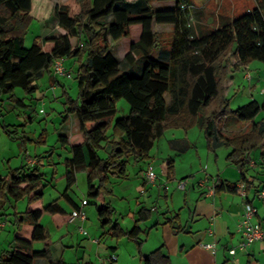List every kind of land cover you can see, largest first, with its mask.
Instances as JSON below:
<instances>
[{
  "label": "trees",
  "instance_id": "16d2710c",
  "mask_svg": "<svg viewBox=\"0 0 264 264\" xmlns=\"http://www.w3.org/2000/svg\"><path fill=\"white\" fill-rule=\"evenodd\" d=\"M33 6V0H0V98L7 95L15 104L29 106L14 96V89L32 95L37 90L35 80L51 72L55 59L77 58V97L63 87L66 114L62 122L74 115L80 133L58 135L63 145L69 144L71 153L65 159L67 188L61 196L72 210L81 204L67 190L75 181V171L86 169L88 195L96 200L101 226H108L106 233L116 240L133 241L141 254L142 229L137 222L149 210L141 207L131 228L120 226L107 200L111 194L108 184L111 175H126L129 160H147L155 141L171 127L187 130L197 125L204 131L209 150H214L216 141L231 148L225 159L239 167L241 179L247 182L243 189L249 190L245 171L250 154L264 143V119L255 120L264 111V102L252 99L232 109L224 84L230 54L234 69L255 59L264 61V0H255L248 11L207 31L193 28L182 0H64L54 10L64 33L25 47L23 38L34 18ZM154 23L172 26L170 49L163 48V31H154ZM117 40L123 42L128 66L139 58L144 60L140 74L130 75L111 53V41ZM119 99L128 103L129 111L110 124ZM229 120L240 126L226 130ZM8 127L3 125L6 134L18 137L16 125ZM40 137L43 141L45 133ZM99 150L105 151L103 157ZM171 168L167 162L168 178ZM41 186L36 165H21L0 176V200L27 199L21 215L14 212L13 236L0 251V264H67L62 256L53 259L54 241L40 218L49 213L60 228L72 210L66 211L57 200L43 205ZM241 190L220 178L214 182V192ZM259 222L264 231V218ZM39 241L42 248L34 249V242ZM141 258L142 264H171L161 247Z\"/></svg>",
  "mask_w": 264,
  "mask_h": 264
},
{
  "label": "rangeland",
  "instance_id": "374dc122",
  "mask_svg": "<svg viewBox=\"0 0 264 264\" xmlns=\"http://www.w3.org/2000/svg\"><path fill=\"white\" fill-rule=\"evenodd\" d=\"M33 1L32 14L34 18L28 24L24 34L23 43L25 47H30L35 40L40 41L48 35H57L62 32L57 26L54 10L56 5L64 0ZM182 2L186 4L188 9L189 23L198 31L200 29L207 31L213 27H217L222 21L240 15L255 6V0H182ZM170 37L171 35L168 33L161 35L160 39L164 49H170ZM123 49L122 40L111 41L110 51L118 58L121 67L126 69L130 75L140 74V68L143 67L144 60L139 58L132 66H128L124 60V54H121L124 51ZM233 59V56L230 54L228 60V78H230L232 84L228 80L224 84V86L227 85L225 94L229 98L230 108L235 109L252 99H256L259 103L264 102V61L255 59L246 66L234 69L232 66ZM63 66L67 70L66 75H70V77L65 75L57 76V79L62 82L61 84L54 82L53 86L52 83H49L50 75L53 76L51 71L44 73L40 78L35 80L37 90L32 95L25 93L19 87L14 89V96L21 98L29 106L17 105L7 95L1 96L0 176H4L10 169L21 165H36L42 175L40 190L43 193V205L46 206L50 202L57 200L66 211H70L71 206L61 195L67 188V179L64 176L66 171L65 159L70 157L71 153L69 144L63 145L58 140V135L60 127L63 130L70 131L71 134L80 133L75 116L70 115L67 121L62 122L66 114V105L63 104L65 96L62 91V84H65L66 90L71 97H77L78 91L75 76L78 60L76 57H66ZM38 94H43V96L39 97ZM116 106L117 111L111 118L112 121L122 117L129 111V105L124 99H119ZM261 119H264V111L262 110L255 117V120L259 121ZM3 125H9V129H13V126L16 125L18 137L7 135L3 130ZM229 126L228 124V128H231ZM108 132L110 133V129H108ZM43 133H45V138L42 141L43 138L40 135ZM23 135L26 136L25 139L20 137ZM186 137L188 143L185 145L189 144L185 150L186 152L180 156H175V150L169 148L168 140L183 138L181 142L185 143L184 138ZM23 150L26 151L25 154L22 153ZM230 150L231 148L224 145L215 151L209 150L204 131L196 125L187 130L174 127L165 129L161 137L155 141L150 150V155L155 157V159H160L166 156L167 153H170V155H173L178 166V172H176L177 178L185 176L183 179L187 183L196 185L201 180H207V183H212V179L216 175H223L230 180L241 179L237 167L228 163L225 159ZM253 153H251V156ZM104 154L105 151L99 150L100 156L103 157ZM216 155H218L217 161ZM29 160H38V163L35 164L29 162ZM154 161L153 167L157 168L159 161ZM258 166L262 169V172L258 170L261 174L257 172V175H259L258 180L264 179V163H256L254 168L248 167L245 175L247 177L252 176L257 171L254 169ZM146 168L147 160H129L125 177L110 176L108 187L111 189V194L107 200L110 201L117 211L118 215H115V217L120 216L119 221L122 222L123 226L128 228L133 226L136 219L132 214L140 207L141 203L138 201H141L142 204L146 203L145 197L138 190V186L141 183L140 175L142 173H144V186L147 188L146 190L151 187V183L149 184L145 178ZM157 170H153L155 174ZM86 175V169L75 171V181L68 188L67 194L78 204H81L82 199L88 201L84 206L87 219L82 222L76 218L71 224L57 228L50 214L44 212L40 218V223L46 227L49 236L54 241L52 247L54 258L64 252L63 259L67 264H76L77 258L79 260L82 259V264H88L86 262L90 258L93 264H100V259L105 258L106 264V260H109V255L113 253L108 245H115V240H112L110 235L105 233V228L101 226L97 217L96 200L88 195ZM123 183L127 186L123 187ZM255 184L258 185V181H255ZM150 203H148V207H151ZM26 204V197L16 202L9 199L0 200V224L2 223L0 227V251L3 248H7L12 239V223L15 220L14 212L17 211L21 215ZM155 205H158V210L161 211L160 204L157 203ZM152 213L156 215L153 210ZM260 213L261 215L264 213V207L262 206L260 207ZM141 222L149 224V221L143 220ZM79 226H83L87 232L86 235L78 233ZM94 238H99V242H92L91 239ZM42 244L40 241L34 242L33 247L34 249H40L43 246ZM238 244L233 242L234 247H237ZM62 245L63 247H61ZM72 245L73 248L71 247ZM116 246L117 252L115 251V255L118 258L113 264H139L137 260V248L134 242L127 238H121ZM106 253L108 254L106 255ZM248 254H251L250 258L255 259L257 264H264V249L258 248L254 243L248 245L245 249H240L236 255L229 256L226 264H247Z\"/></svg>",
  "mask_w": 264,
  "mask_h": 264
},
{
  "label": "crops",
  "instance_id": "0c3cea01",
  "mask_svg": "<svg viewBox=\"0 0 264 264\" xmlns=\"http://www.w3.org/2000/svg\"><path fill=\"white\" fill-rule=\"evenodd\" d=\"M125 1L131 2L130 0ZM154 5H159V3H156ZM60 29L62 30L60 34L64 33V30L62 28ZM153 30L163 31V33L170 34L172 31V26L167 24L154 23ZM122 53L124 54V51L121 52V54ZM113 55L115 56V54ZM115 58L118 60L116 56ZM71 67L73 68V66ZM65 76L70 77V75ZM227 80L230 82V84H232L230 78H228ZM54 82H56L57 84L62 83L61 81H59V79H57V77L56 79H54V77L50 75L49 83H52L54 86ZM62 85L64 88H66L64 83ZM226 87L227 85L225 86V93L227 91ZM38 96L42 97L43 94H38ZM109 122L110 124L113 122L111 118L109 119ZM228 124L231 128H228ZM239 126L240 124L232 120L227 121L225 124V128L227 127L226 130H231ZM59 129V135H63L65 137L70 136V131L63 130L61 129V127ZM182 139L183 138H174L169 139L167 142L169 148L175 150V156H180L184 152H186L185 150L189 145H185L186 143H188L187 137L184 138L185 143L181 142ZM222 146L223 145L221 144V142L216 141L213 146L214 151ZM216 156L217 161L218 155ZM252 156L249 159L250 161L254 160L257 164L262 163V160H264V143H262L254 151ZM154 160L159 161L157 164V168L153 167V164L155 162ZM250 161L248 167L254 168L255 165H252ZM167 162L172 163L171 178L167 177ZM234 166L237 167V171L239 173V167L237 165ZM146 169L158 170L156 173V179L153 183L150 184L151 187H149L148 190H146L147 188H145L144 186V173L140 171L142 174L140 173L141 183L138 186V190L145 197L146 203L142 204L141 201H138L139 203H141L140 207H138L132 215L136 217V219L134 220L135 224V221L138 219V210L141 207L149 210V212L144 214V217H146L144 221H149V224H143L141 222L143 221V219L137 222L138 226L142 229V232L140 234L141 238L143 239V243L140 249L141 254H146L158 247H161L162 251L170 257L171 264H226L228 261L227 258L229 256L236 255L237 251H239V249H237L235 254H230L228 249L234 247L233 242H236V244H238L242 239V234L238 228V223L241 219L244 202L249 201L255 207L256 219L258 221L264 218V213H262V215L260 213V207H264V198H260L257 196V191L264 190V185H260L264 184V182H262V180L264 179L258 180L259 175H257V172H262V169L259 166L254 169L257 171L252 176L247 177L249 190L246 191H244L243 188H245L244 186H246L247 182L245 183V181L242 179L230 180L223 175H216V177L212 179V183H207V180H204L203 184H201V181H199L196 185H190L186 182L184 188L180 189L178 187V182L181 179L185 178V176L177 178L176 172H178V166L173 155H170V153H167L166 156L161 157L160 159H155V157L151 156L149 152ZM260 172L259 174H261ZM216 178L235 183L238 187H241L242 190L236 192H214L213 187ZM255 181H258V185L255 184ZM122 186L126 187L127 185L123 183ZM242 191H244V195H242ZM145 194H147V196H145ZM147 202H151V207H148ZM157 203L160 204L161 211L158 210V205H155ZM71 210L72 207L70 211ZM152 210L155 211L156 215L152 213ZM116 215H118L117 211ZM115 218L120 226L128 228L121 224L122 222L119 221L120 216H116ZM67 224H71V222L68 221L65 225ZM102 228H105L106 233L108 226ZM78 233L83 235L80 231ZM111 239L115 240V245H108V247L113 253H116V244L120 242L121 239L116 240L113 237H111ZM204 242H215V253H212L210 250L204 248L201 245V243ZM253 243L256 244L258 248L264 249V240L255 241ZM61 247H63V245ZM71 247L73 248V245ZM63 254L64 252L60 255H57L56 258H54L52 254V257L55 260L60 256L63 257ZM107 254L108 253H106V255ZM141 254H139L137 251V260L139 264H142ZM250 256L251 254H248L247 264H257L256 260L250 258ZM90 259L86 263L93 264ZM113 262L114 261L106 260V264H113ZM82 263V259L79 260L77 258L76 264Z\"/></svg>",
  "mask_w": 264,
  "mask_h": 264
},
{
  "label": "built area",
  "instance_id": "2783aa9c",
  "mask_svg": "<svg viewBox=\"0 0 264 264\" xmlns=\"http://www.w3.org/2000/svg\"><path fill=\"white\" fill-rule=\"evenodd\" d=\"M64 58H57L54 60L52 65V73L54 76H64L67 74V70L64 68ZM42 111V109H40ZM29 162L35 163L36 160H29ZM250 163L252 165H256V162L254 160H251ZM264 163V162H262ZM145 178L146 181L150 184L153 183L156 179V174L153 170L148 169L145 172ZM201 184H203V180H201ZM186 185V181L184 179L180 180L178 182V187L180 189H183ZM242 195H244V191H242ZM257 196L260 198H264V190H259L257 192ZM86 204V200L83 199L81 201V205L77 208H74L70 213L69 222H73L76 218L80 219L82 222L87 219V215L84 209V205ZM2 226V223L0 224V227ZM238 228L242 234V239L239 242L237 247H231L228 249L230 254H235L237 249H245L248 245H251L255 241H262L264 240V231H262L260 222L256 219V209L250 202H244L243 204V211L241 215V219L238 223ZM79 231L86 235L87 232L83 228V226H79ZM93 242H99V238L92 239ZM201 245L210 250L212 253H215L216 251V244L215 242H204L201 243ZM105 258L100 259V264H105ZM110 261L116 260L115 253H111L108 258Z\"/></svg>",
  "mask_w": 264,
  "mask_h": 264
}]
</instances>
